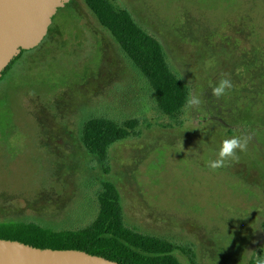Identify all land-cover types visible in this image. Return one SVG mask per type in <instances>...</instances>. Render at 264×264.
Segmentation results:
<instances>
[{
    "label": "rangeland",
    "instance_id": "1",
    "mask_svg": "<svg viewBox=\"0 0 264 264\" xmlns=\"http://www.w3.org/2000/svg\"><path fill=\"white\" fill-rule=\"evenodd\" d=\"M108 1L160 42L170 70L203 103L163 113L85 1L70 0L0 81V223L83 231L98 217L101 183L111 182L124 226L168 242L179 264H256L264 257V0ZM223 74L233 88L217 98ZM94 117L138 121L134 136L109 147L108 173L81 142ZM244 135L238 162L208 167L224 139Z\"/></svg>",
    "mask_w": 264,
    "mask_h": 264
},
{
    "label": "trees",
    "instance_id": "2",
    "mask_svg": "<svg viewBox=\"0 0 264 264\" xmlns=\"http://www.w3.org/2000/svg\"><path fill=\"white\" fill-rule=\"evenodd\" d=\"M84 1L147 80L159 109L167 115L180 112L189 98V88L168 67L160 42L143 31L127 10L114 8L108 0ZM50 31L51 27L47 35ZM23 52L3 72L0 81ZM137 125V120L119 124L105 117L89 118L82 126L81 142L91 155L98 157L108 173L109 147L134 136ZM99 202L98 217L83 231L53 232L34 223L2 222L0 239L41 249L84 251L120 264H179L171 255L174 247L168 242L139 235L124 226L120 194L113 183H101Z\"/></svg>",
    "mask_w": 264,
    "mask_h": 264
},
{
    "label": "water",
    "instance_id": "3",
    "mask_svg": "<svg viewBox=\"0 0 264 264\" xmlns=\"http://www.w3.org/2000/svg\"><path fill=\"white\" fill-rule=\"evenodd\" d=\"M70 0H0V78L22 51L45 39L52 20ZM0 264H120L79 250L36 248L0 239Z\"/></svg>",
    "mask_w": 264,
    "mask_h": 264
},
{
    "label": "clouds",
    "instance_id": "4",
    "mask_svg": "<svg viewBox=\"0 0 264 264\" xmlns=\"http://www.w3.org/2000/svg\"><path fill=\"white\" fill-rule=\"evenodd\" d=\"M212 62H206V67H210ZM233 88L231 79L227 74H223V77L219 80L218 84L212 88V95L219 98L226 94V92ZM203 101L198 95H190L186 101V109H199ZM250 136H232L224 139L218 149L217 158L208 162V167L212 170H217L223 167H227L229 162H238L239 156L237 152L247 151V146ZM182 149V148H181ZM256 264H264V257L257 255Z\"/></svg>",
    "mask_w": 264,
    "mask_h": 264
}]
</instances>
